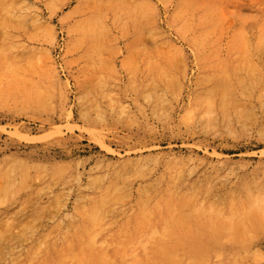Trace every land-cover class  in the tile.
Returning a JSON list of instances; mask_svg holds the SVG:
<instances>
[{
	"label": "rangeland",
	"instance_id": "obj_1",
	"mask_svg": "<svg viewBox=\"0 0 264 264\" xmlns=\"http://www.w3.org/2000/svg\"><path fill=\"white\" fill-rule=\"evenodd\" d=\"M167 188L264 199V0H0V264H148Z\"/></svg>",
	"mask_w": 264,
	"mask_h": 264
},
{
	"label": "bare ground",
	"instance_id": "obj_2",
	"mask_svg": "<svg viewBox=\"0 0 264 264\" xmlns=\"http://www.w3.org/2000/svg\"><path fill=\"white\" fill-rule=\"evenodd\" d=\"M234 68V66H233ZM204 77L212 78V65L205 64ZM226 75V71H223ZM230 86L218 88L221 95L226 96ZM212 91L205 101L204 107H212ZM210 190V188H209ZM142 204L154 205H189L187 211L189 224L181 228L176 235L169 234V229L162 226H152L140 240L135 243L134 254L144 250L148 256V264H166L160 254L170 252L176 264H238L230 259L227 246L232 245L242 253L250 247L255 234L264 233V199L247 195L242 199H231L224 207H216L214 202L199 196L189 197L180 194L172 188L163 189L153 198L143 196ZM151 215L157 216V223L165 222L166 209H149ZM236 227L237 236L230 235L228 229ZM226 243V245H224ZM2 259V258H1ZM4 260V259H3ZM141 259L133 262H140ZM146 261V262H147ZM36 260L20 264H36ZM107 257L101 264H108Z\"/></svg>",
	"mask_w": 264,
	"mask_h": 264
}]
</instances>
